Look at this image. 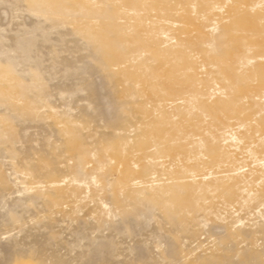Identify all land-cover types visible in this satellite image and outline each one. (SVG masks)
<instances>
[{
	"label": "rangeland",
	"instance_id": "374dc122",
	"mask_svg": "<svg viewBox=\"0 0 264 264\" xmlns=\"http://www.w3.org/2000/svg\"><path fill=\"white\" fill-rule=\"evenodd\" d=\"M0 264H264V0H0Z\"/></svg>",
	"mask_w": 264,
	"mask_h": 264
},
{
	"label": "bare ground",
	"instance_id": "6f19581e",
	"mask_svg": "<svg viewBox=\"0 0 264 264\" xmlns=\"http://www.w3.org/2000/svg\"><path fill=\"white\" fill-rule=\"evenodd\" d=\"M198 35V43L203 42V40L205 39L204 33L200 31Z\"/></svg>",
	"mask_w": 264,
	"mask_h": 264
}]
</instances>
